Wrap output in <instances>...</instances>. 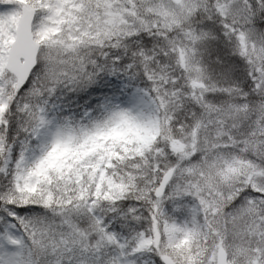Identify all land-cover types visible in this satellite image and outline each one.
Returning a JSON list of instances; mask_svg holds the SVG:
<instances>
[{
	"label": "snow or ice",
	"instance_id": "obj_1",
	"mask_svg": "<svg viewBox=\"0 0 264 264\" xmlns=\"http://www.w3.org/2000/svg\"><path fill=\"white\" fill-rule=\"evenodd\" d=\"M0 264H264V0H0Z\"/></svg>",
	"mask_w": 264,
	"mask_h": 264
}]
</instances>
